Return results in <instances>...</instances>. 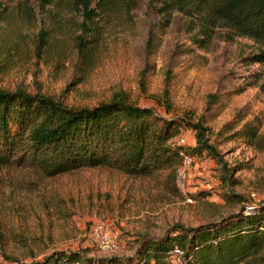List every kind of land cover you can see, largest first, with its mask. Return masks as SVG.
I'll list each match as a JSON object with an SVG mask.
<instances>
[{
	"label": "rangeland",
	"instance_id": "rangeland-1",
	"mask_svg": "<svg viewBox=\"0 0 264 264\" xmlns=\"http://www.w3.org/2000/svg\"><path fill=\"white\" fill-rule=\"evenodd\" d=\"M48 1L41 9L36 0H0V88L70 106L121 94L178 121L171 146H194L195 131L179 118L203 116L219 158L193 155L183 188L179 161L148 175L0 166V264H31L56 250L136 257L143 239L177 224L197 227L264 202V62L252 61L262 48L216 16V0H93L97 28L82 52L80 12L72 0ZM245 125L255 139L242 136Z\"/></svg>",
	"mask_w": 264,
	"mask_h": 264
},
{
	"label": "trees",
	"instance_id": "trees-1",
	"mask_svg": "<svg viewBox=\"0 0 264 264\" xmlns=\"http://www.w3.org/2000/svg\"><path fill=\"white\" fill-rule=\"evenodd\" d=\"M36 1L41 9L50 2ZM72 2L82 16L76 37L82 52L88 48L85 36L97 28L98 13L91 7L93 0ZM109 3L97 0L96 5ZM213 10L238 34L262 48L252 61L264 62V0H216ZM38 42H45L42 32ZM179 119L195 131V145L190 148L170 145L177 131L174 117L118 93L93 106H70L53 96L0 88V166L27 165L45 176L96 166L148 175L175 169L179 149L192 155L206 151L218 160L219 153L206 136L204 117L196 122ZM255 133L249 125L242 128L247 139H255ZM174 247L182 251L180 264H264V202L248 212L242 210L197 227L177 224L161 237L143 239L136 257L96 258L80 250H56L31 264H172Z\"/></svg>",
	"mask_w": 264,
	"mask_h": 264
},
{
	"label": "built area",
	"instance_id": "built-area-1",
	"mask_svg": "<svg viewBox=\"0 0 264 264\" xmlns=\"http://www.w3.org/2000/svg\"><path fill=\"white\" fill-rule=\"evenodd\" d=\"M179 155V163L176 167V181L179 188L184 187V179H185V171L191 166L192 162L194 161V156L188 152H186L184 149H179L178 151ZM254 206H248L245 210V212H248L253 209ZM100 243H102L103 247H109L108 238L105 236L100 237L99 239ZM101 246V244H100ZM173 257L172 261H176L180 264L181 257H182V251L174 247L170 251V258Z\"/></svg>",
	"mask_w": 264,
	"mask_h": 264
}]
</instances>
